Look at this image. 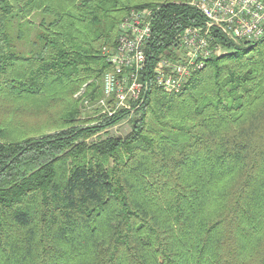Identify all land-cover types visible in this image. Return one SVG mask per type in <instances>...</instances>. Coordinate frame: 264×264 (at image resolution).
<instances>
[{"label": "trees", "instance_id": "trees-1", "mask_svg": "<svg viewBox=\"0 0 264 264\" xmlns=\"http://www.w3.org/2000/svg\"><path fill=\"white\" fill-rule=\"evenodd\" d=\"M186 1L0 0V97L102 95L125 13L159 6L172 37L200 21ZM221 41L180 91L150 85L125 136L87 141L128 112L76 126L71 105L53 134L0 124V264H264V38Z\"/></svg>", "mask_w": 264, "mask_h": 264}, {"label": "built area", "instance_id": "built-area-1", "mask_svg": "<svg viewBox=\"0 0 264 264\" xmlns=\"http://www.w3.org/2000/svg\"><path fill=\"white\" fill-rule=\"evenodd\" d=\"M200 16L172 37L155 35L159 6L130 8L120 20L112 46L102 48L110 65L102 76L101 114L135 112L152 85L180 91L210 58L228 52L221 40L248 45L264 38V0H187ZM165 45V46H163Z\"/></svg>", "mask_w": 264, "mask_h": 264}, {"label": "rangeland", "instance_id": "rangeland-1", "mask_svg": "<svg viewBox=\"0 0 264 264\" xmlns=\"http://www.w3.org/2000/svg\"><path fill=\"white\" fill-rule=\"evenodd\" d=\"M153 1L163 2L166 0H127L130 4ZM19 49L29 51V43H19ZM101 81L100 90L102 89ZM85 85L86 83L73 93L69 90V93L58 94L60 95L59 98L57 95L54 100H48L45 103L39 102L35 105L30 104L25 99L12 100L7 96H2L0 97V124L13 129L17 137L20 138L53 134L66 128L61 123L60 118L61 114L71 105L76 106L79 111L76 126L96 125L105 117L110 116L101 114L98 108V100L102 96L101 92L97 97H93L90 91L86 92ZM128 113L121 120L89 137L87 141L97 138L103 139L108 136H125L131 130L130 120L137 117L134 112Z\"/></svg>", "mask_w": 264, "mask_h": 264}]
</instances>
